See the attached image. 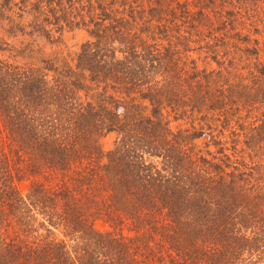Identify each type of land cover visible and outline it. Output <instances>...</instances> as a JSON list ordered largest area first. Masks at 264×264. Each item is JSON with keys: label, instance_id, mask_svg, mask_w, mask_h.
<instances>
[{"label": "trees", "instance_id": "16d2710c", "mask_svg": "<svg viewBox=\"0 0 264 264\" xmlns=\"http://www.w3.org/2000/svg\"><path fill=\"white\" fill-rule=\"evenodd\" d=\"M0 29L30 34L0 40V264H264V0H0Z\"/></svg>", "mask_w": 264, "mask_h": 264}, {"label": "rangeland", "instance_id": "374dc122", "mask_svg": "<svg viewBox=\"0 0 264 264\" xmlns=\"http://www.w3.org/2000/svg\"><path fill=\"white\" fill-rule=\"evenodd\" d=\"M29 17V14H26L24 17L25 21L29 19ZM25 29H28V27H25ZM2 32L3 31L0 29V38L5 41L11 42V39L9 37H5L6 35H3ZM16 35L17 38L22 41H29L30 39L29 33H20L19 31H17ZM85 37L86 33L84 32V30L78 28L73 30H62L60 33L51 31L50 38L47 39L45 37H37L36 39H34V44L35 46L40 47L41 54L45 57H52L53 55L57 54L61 58L65 56L69 58L71 53H74V51H76V49L78 48L80 41H82ZM12 41L17 43V40L15 38H12ZM7 55L8 54L0 52L1 57H6ZM198 65L202 64H200L199 62ZM111 138L112 133H107L105 136H103L100 140L101 147H107L111 141ZM19 186L21 191H24L26 183L21 182ZM97 226L101 227L102 224L100 222H97Z\"/></svg>", "mask_w": 264, "mask_h": 264}, {"label": "crops", "instance_id": "0c3cea01", "mask_svg": "<svg viewBox=\"0 0 264 264\" xmlns=\"http://www.w3.org/2000/svg\"><path fill=\"white\" fill-rule=\"evenodd\" d=\"M1 30H2V29H1ZM2 31H3V32H2L3 35L5 34V35H6L5 37H8L7 34H6V32H5L4 30H2ZM5 37H3V38H5ZM9 38L11 39V42H12V43H15V42L12 41V38H15V39L17 40V43H18V41H19V39L17 38V35L12 36V37H9ZM0 40H3V39L0 38ZM17 43H15V44H17Z\"/></svg>", "mask_w": 264, "mask_h": 264}]
</instances>
